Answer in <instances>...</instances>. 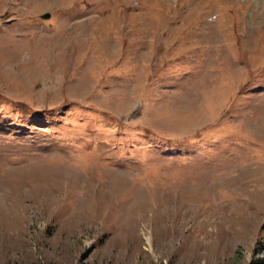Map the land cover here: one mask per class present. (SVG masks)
I'll return each instance as SVG.
<instances>
[{
	"label": "rangeland",
	"instance_id": "rangeland-1",
	"mask_svg": "<svg viewBox=\"0 0 264 264\" xmlns=\"http://www.w3.org/2000/svg\"><path fill=\"white\" fill-rule=\"evenodd\" d=\"M51 262L264 264V0H0V264Z\"/></svg>",
	"mask_w": 264,
	"mask_h": 264
},
{
	"label": "water",
	"instance_id": "water-1",
	"mask_svg": "<svg viewBox=\"0 0 264 264\" xmlns=\"http://www.w3.org/2000/svg\"><path fill=\"white\" fill-rule=\"evenodd\" d=\"M41 16L49 18L51 16V12L50 11H44V12L41 13Z\"/></svg>",
	"mask_w": 264,
	"mask_h": 264
},
{
	"label": "trees",
	"instance_id": "trees-1",
	"mask_svg": "<svg viewBox=\"0 0 264 264\" xmlns=\"http://www.w3.org/2000/svg\"><path fill=\"white\" fill-rule=\"evenodd\" d=\"M261 262V261H260ZM50 264H56L55 262H51ZM253 264V263H252Z\"/></svg>",
	"mask_w": 264,
	"mask_h": 264
}]
</instances>
